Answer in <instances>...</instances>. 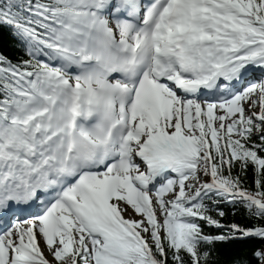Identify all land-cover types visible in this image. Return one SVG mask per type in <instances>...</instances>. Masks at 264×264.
Returning <instances> with one entry per match:
<instances>
[{"label":"snow or ice","instance_id":"6c2138e0","mask_svg":"<svg viewBox=\"0 0 264 264\" xmlns=\"http://www.w3.org/2000/svg\"><path fill=\"white\" fill-rule=\"evenodd\" d=\"M0 48V264H264V0H0Z\"/></svg>","mask_w":264,"mask_h":264},{"label":"trees","instance_id":"16d2710c","mask_svg":"<svg viewBox=\"0 0 264 264\" xmlns=\"http://www.w3.org/2000/svg\"><path fill=\"white\" fill-rule=\"evenodd\" d=\"M3 48H0V51H3ZM7 54L13 59L22 53L19 50L12 49L10 46L7 48ZM228 212V222H236L242 225L251 224L253 221H250L246 215V212L242 208H236L235 210L229 208L226 209ZM235 211V215H233ZM260 242L258 240H247L243 242H236L227 246L219 248V258L223 261L230 262L239 260L242 264H246L247 261L251 259V251L254 248H258ZM251 264H255L254 261Z\"/></svg>","mask_w":264,"mask_h":264},{"label":"rangeland","instance_id":"374dc122","mask_svg":"<svg viewBox=\"0 0 264 264\" xmlns=\"http://www.w3.org/2000/svg\"><path fill=\"white\" fill-rule=\"evenodd\" d=\"M126 218L138 219V217H136L134 214H129L128 216H126Z\"/></svg>","mask_w":264,"mask_h":264}]
</instances>
